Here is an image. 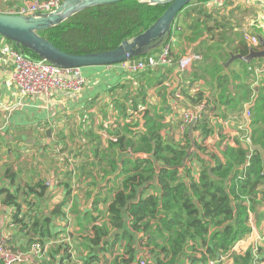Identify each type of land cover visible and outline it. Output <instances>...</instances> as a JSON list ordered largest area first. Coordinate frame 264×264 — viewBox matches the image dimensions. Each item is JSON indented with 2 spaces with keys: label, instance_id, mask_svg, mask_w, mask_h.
I'll return each instance as SVG.
<instances>
[{
  "label": "trees",
  "instance_id": "trees-1",
  "mask_svg": "<svg viewBox=\"0 0 264 264\" xmlns=\"http://www.w3.org/2000/svg\"><path fill=\"white\" fill-rule=\"evenodd\" d=\"M200 1L208 0H194L191 4ZM166 8L133 0L94 6L38 34L69 54L110 51L124 40H130L143 33ZM192 13L202 15L205 9L195 6L187 11V18H190ZM201 24L194 20L187 25L190 34L186 36V41L189 44L198 41L201 36L199 32L205 28L200 27ZM207 31L206 29L202 32L203 35ZM172 32L173 38L183 34L176 24L173 25ZM214 40L216 45H221L219 39ZM243 43L240 41L238 48H225L226 52L228 50L231 53L227 52L229 55L225 54L223 59H230V54L246 56L249 47ZM159 50L158 48L150 54H156ZM222 50L225 52L224 48ZM210 51H215V48L206 49L205 60L208 59ZM24 52L32 58H37L28 50ZM146 56L134 60H142ZM236 62L241 68L237 74L230 67L228 71L224 70L216 61L215 70L208 67L203 70L206 74L216 72L213 75L216 93L212 98L213 102L219 105L218 113L211 107L210 99H206L202 91L183 93L190 108L205 102L202 115L193 127L195 145L187 157L186 150L190 145L187 129L180 131V141L172 144L167 143L166 137L161 134L164 126L157 124L155 120H147L150 124H144L143 131L132 130L137 127L136 123L127 121L126 103H129L131 112H136L138 105L145 104V89L160 86V79L155 78L152 84L145 88L128 90L120 107L116 104L117 100L114 101L118 114L114 123H120V130L113 134L117 136L116 141L109 142L107 151L115 152V145L118 150H123L125 146L126 150L130 148L134 153L153 154V159L164 165L156 175L159 185L157 189L160 192L158 197L151 194L143 198V191L137 190L153 182L155 167L149 160H135L132 169L127 171L129 174L123 177L122 181L123 188L129 187V191H117L109 203V224L120 231L121 239L126 241L128 263L140 262L137 259L138 252L133 246L135 241L140 246L151 247L150 262L146 264H209L211 261L215 264H250L254 261V248L257 255L264 250V243L260 244L263 241L245 242L252 232V213L257 210V204L260 203L258 197L263 195L264 187V71L257 76L254 74V68L264 64V59L251 60L249 64L239 59ZM162 69L145 70L132 76V79L136 81L138 76L137 81L146 82V74L152 75ZM127 87L129 86H115L105 95L109 99L115 98L119 91L126 90ZM180 91L182 92V88ZM247 107L250 116L246 120L244 113ZM112 112L114 113L113 110ZM225 121H229L228 128L224 126ZM232 121L237 124L246 122L247 127L237 129ZM249 134L251 143L261 146L263 152L254 149L250 156H247L250 152L247 143ZM58 136V139H71L64 136L63 131H59ZM127 137L137 140L134 142ZM66 149L67 146L64 145L62 150ZM95 150L94 147L89 149L91 153ZM37 187L40 188V194L47 189V185L39 179ZM29 191L36 194L33 187H30ZM0 194L3 195L4 203L17 207L13 224L18 226V231L25 240L21 246H15L16 241L11 239L6 240L7 244L14 252L24 255L29 253L34 242L43 246L42 242L47 237V222L37 219L32 221L30 216L20 214V204L27 202L29 205V199L26 201L22 198L18 201V191L11 193L7 189L1 190ZM66 194L68 196L70 192L67 191ZM133 201L136 203H131ZM61 206L62 203L58 208ZM51 214L61 215L57 209ZM125 216L131 219L128 226L124 224ZM161 216L164 217L160 219L161 226L156 225L155 229H152L148 222H143L145 218L157 220L156 218ZM93 231L94 238H82L83 247L88 249L83 264H95L99 261V255L92 248L99 243L101 237H109L106 225L95 226ZM115 240L117 241L116 238ZM241 242L245 244L234 249ZM112 246L110 245V248ZM59 249L61 257L58 264H77L71 260L69 247L66 245L50 248L47 254L51 258ZM263 262L264 257L261 260L257 257L256 264Z\"/></svg>",
  "mask_w": 264,
  "mask_h": 264
},
{
  "label": "crops",
  "instance_id": "crops-1",
  "mask_svg": "<svg viewBox=\"0 0 264 264\" xmlns=\"http://www.w3.org/2000/svg\"><path fill=\"white\" fill-rule=\"evenodd\" d=\"M29 1L34 0H0V12ZM190 6L192 7L182 11L176 19L175 24L181 28L183 34L170 41V54L174 64L162 67V71L152 75L146 74V82L137 81L138 76L135 81L119 64L93 66L81 68L86 78L81 92L55 90L47 97L22 96L11 83L10 62L0 55V191H18V201L22 198L26 201L29 199V205L27 202L20 204V214L30 216L32 221L37 219L47 222V237L42 242L44 254L34 259L27 253L22 264H58L61 249L51 258L47 254L48 249L58 245L68 246L71 260L83 264L88 249L83 247L82 238H94L93 227L101 225H106L109 237H101L99 243L93 246L92 250L100 257L95 264H130L127 262L126 241L121 239L120 231L109 224V203L117 191H129V187L123 188L122 181L129 174L127 171L132 169L135 160H149L155 167L153 182L137 190L143 191V198L151 194L158 197L160 192L157 189L159 185L156 175L164 165L155 161L153 154L149 153L139 152L141 157L137 158H119L120 152L139 154L128 148L129 152L125 146L123 150H118L115 145V152L107 151L109 142L116 141L117 136L113 134L120 130V123H114L117 114L114 101L117 100L116 104L120 107L128 90L145 88L155 78L160 79V86L145 89V104L138 105L136 112H131L129 103H126L127 121L136 123L137 127L132 130L143 131L144 124H150L147 120H155L157 124L164 126L161 134L166 137V142L176 144L181 138L182 112L189 108L183 93L202 91L206 99H210V105L215 112H219V105L212 98L216 93L213 76L216 72L207 73L211 78L203 75V70L207 67L215 70L216 61L224 70L228 71L230 67L236 74L240 72L241 68L236 62L238 60L228 64L229 58L223 59L225 54L231 53L228 50L227 53L225 48H238L240 41L246 43L243 45H247L254 52L262 50L260 40L264 41V0H208L194 2ZM195 6L203 7L205 13H192L187 18V11ZM194 20L202 23L200 27L205 28L199 32L201 36L198 41L189 44L186 41V36L190 34L187 25ZM206 29L208 31L203 35L202 32ZM214 39H219L221 45H216ZM209 47L215 48V51H210L208 59L205 60L206 49ZM189 53L199 54L201 60L179 70L177 62ZM123 85L129 87L119 91L117 97L109 99L105 95L110 88ZM177 93L181 94V101L176 99ZM221 109L224 111L223 107ZM232 123L237 129L240 125L247 127L246 122ZM25 127L28 128L27 133ZM59 131H63L64 136L71 139H58ZM193 135L195 137V133ZM128 138L134 142L137 140ZM64 145L67 146L66 150H62ZM91 147L96 149L95 152L89 151ZM51 171L54 175V186L46 197ZM38 179L47 185L42 194L37 187ZM30 187L34 188L36 194L29 191ZM67 191L70 192L68 196ZM262 191L263 195L258 197L260 203L257 204V210L252 213L254 231L251 238L249 237L252 242H255L254 232H264V187ZM61 203V208H58ZM54 209L59 210L61 215L51 214ZM16 212L17 207L4 203L3 195L0 194V240L11 239L16 241L15 246H21L25 240L22 233H19L18 226L13 224ZM163 218H145L143 222H148L155 229L156 225L161 226L160 219ZM123 220L125 226L130 224L131 219L128 216ZM138 237L137 233L136 238ZM243 244L245 242L237 244L234 249ZM110 245L113 246L110 248ZM133 246L138 252V264L149 263L151 247L140 246L136 241ZM263 257L264 250L259 254L260 260Z\"/></svg>",
  "mask_w": 264,
  "mask_h": 264
},
{
  "label": "water",
  "instance_id": "water-1",
  "mask_svg": "<svg viewBox=\"0 0 264 264\" xmlns=\"http://www.w3.org/2000/svg\"><path fill=\"white\" fill-rule=\"evenodd\" d=\"M124 0H65L56 9L45 14H34L32 16L11 15L0 13V36L10 41L19 52L28 50L30 53L43 59L46 62L57 67H91V66H109L122 63L124 61L134 60L142 56L149 55L152 51L162 47L166 43L172 33L173 25L176 22L177 14L190 6L194 0H133L147 5H161L167 8L143 33L135 36L130 40H124L117 48L92 54H69L59 50L45 38L40 36L38 32L56 27L72 15L99 5L113 4ZM261 51L254 52L249 49L246 56L230 54L228 64L234 60H241L247 64L251 60L264 59V41L260 40ZM257 90L258 88L255 87ZM247 107L246 109H248ZM195 121H192L187 129L189 139V147L186 150V157L193 149L194 143V127ZM48 133V131H47ZM247 143L251 151L258 149L263 152L259 145L251 143V135L247 137ZM121 156L141 157V154L132 155L130 153H119ZM54 186L53 171L50 174L49 189L46 191L47 197Z\"/></svg>",
  "mask_w": 264,
  "mask_h": 264
},
{
  "label": "built area",
  "instance_id": "built-area-1",
  "mask_svg": "<svg viewBox=\"0 0 264 264\" xmlns=\"http://www.w3.org/2000/svg\"><path fill=\"white\" fill-rule=\"evenodd\" d=\"M65 0H34L26 2L22 5H17L11 9L5 10L2 13L11 15L32 16L34 14H45L56 9ZM261 1V0H255ZM173 33V32H172ZM169 40L160 47L156 54H149L144 59L130 60L119 63L121 69L130 77L139 74L145 70L169 67L174 64L170 54ZM0 55L5 57L11 64V83L14 89L22 96H44L47 97L52 91L60 90L65 92L78 93L83 90L86 84V78L79 67H57L43 59L32 58L25 52L19 50L7 40L0 38ZM201 56L196 53H189L177 62L179 70H184L190 66L192 62L200 60ZM264 64L254 68L255 76L263 73ZM176 99L181 101L182 96L177 93ZM205 108V102H201L193 107H189L182 112L180 131H185L192 121H196L202 115ZM250 114L248 109L244 113L247 120ZM229 121L224 122V126L228 128ZM240 125L239 129H243ZM130 152V149H128ZM252 228V232H253ZM251 232V233H252ZM251 235V234H250ZM249 235V237H250ZM249 237L247 241H249ZM255 242L263 241L264 234L256 233L253 235ZM251 238V237H250ZM6 240H0V264H22L25 260V255L20 252H14ZM44 254V246L38 242H34L30 246L29 255L38 259ZM259 257L254 248V261L250 264H256V259ZM144 264V263H141ZM209 264H215L214 261Z\"/></svg>",
  "mask_w": 264,
  "mask_h": 264
},
{
  "label": "rangeland",
  "instance_id": "rangeland-1",
  "mask_svg": "<svg viewBox=\"0 0 264 264\" xmlns=\"http://www.w3.org/2000/svg\"><path fill=\"white\" fill-rule=\"evenodd\" d=\"M0 38H2V37H0ZM2 39H4V38H2ZM5 40V39H4ZM9 43V42H8ZM194 65H197V63H194ZM91 67H93V66H91ZM83 68H86V67H83ZM206 73H203V75H205ZM207 76H209V77H211L210 75H208V74H206ZM197 78H199V77H197ZM212 78V77H211ZM188 129V128H187ZM25 130H26V133L28 132V128L27 127H25ZM252 219H253V216H252ZM254 235H255V232L253 233ZM262 234H264V232H262ZM245 242H248V241H245ZM261 243H264V242H260V244ZM259 256V255H258Z\"/></svg>",
  "mask_w": 264,
  "mask_h": 264
}]
</instances>
